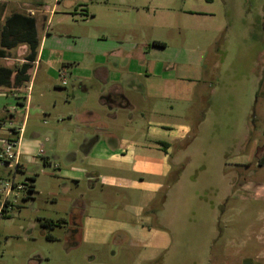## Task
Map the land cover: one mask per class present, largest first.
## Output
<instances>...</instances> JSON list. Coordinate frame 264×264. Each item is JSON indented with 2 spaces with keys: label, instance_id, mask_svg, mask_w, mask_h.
I'll return each instance as SVG.
<instances>
[{
  "label": "rangeland",
  "instance_id": "1",
  "mask_svg": "<svg viewBox=\"0 0 264 264\" xmlns=\"http://www.w3.org/2000/svg\"><path fill=\"white\" fill-rule=\"evenodd\" d=\"M46 1L52 7L54 0ZM64 1L53 25L75 51L98 53L108 45H126L131 38L146 50L153 42H164L167 48L157 52L173 56L185 38L181 36V19L185 22V18L180 16V0ZM218 1L226 5L214 10L216 16L208 22L224 24V41L218 49H212L210 57L220 54L224 60L218 71L220 96L215 100L221 110L214 113L216 125L204 128V143L202 140L197 149L188 151L185 171L175 169L179 153L172 156V176L179 175V185L167 197L164 211L176 232L172 230L174 246L172 242L161 264H242L247 258L264 264V167L258 164L264 155V88H258L260 79L264 81V65H260L264 62V20L260 14L263 0H253L250 12L245 9L247 0ZM83 57L65 54V59L76 61ZM208 70L213 72V64ZM50 75L42 68L35 83L32 77L33 91H23L22 95L31 96L29 108L27 104L25 109H17L14 99L0 95L15 116L13 126L20 127L23 114L25 134L19 162L37 175L34 198L24 199L25 193L12 196L10 206L2 212L0 264H135L137 251L127 252L128 241L105 233L103 222L112 216L116 220L132 219L133 207L140 200L126 205L123 197L112 199L101 181L92 191L87 181L72 178L76 175L74 166L83 167L89 162L82 151L83 135L77 133L74 120L67 116L68 108L76 104L67 94L76 86L75 78L68 72L65 87L58 75L56 79ZM97 103L95 96L88 106L97 108ZM216 104L209 102V109H217ZM249 104L253 108L247 121L250 137L247 144H241L243 137L238 139L247 112L243 106ZM36 106L42 108V113L30 115L29 110ZM217 132L223 138L218 144L213 139ZM254 147L257 151L252 154L256 157L250 159L248 169L239 168V157ZM41 150L44 154L37 158ZM29 159L32 164H28ZM0 174H4L5 184L13 181L15 171L3 167ZM25 180V174L16 176L22 184ZM83 195L89 208L85 217L79 218L72 212ZM5 200V193L0 192V208ZM46 220L56 226L52 230L43 227ZM74 225L83 227V238L76 239L81 243L78 248L67 237ZM127 227L131 225H124ZM47 234L56 240H47Z\"/></svg>",
  "mask_w": 264,
  "mask_h": 264
},
{
  "label": "crops",
  "instance_id": "2",
  "mask_svg": "<svg viewBox=\"0 0 264 264\" xmlns=\"http://www.w3.org/2000/svg\"><path fill=\"white\" fill-rule=\"evenodd\" d=\"M252 1H245L247 12L252 8ZM182 3L180 16L185 22L182 18L181 36L185 38L179 43V52L170 56L156 50L166 49L164 42H161L164 47L152 43L146 50L131 38L126 45H108L98 53L75 51L76 48L69 45L53 25L60 6L64 7V0H54L52 7L46 0H0V69L11 73L6 84L0 85V95L14 99L17 109H25L27 104L29 108L31 96L22 94L24 90L33 91L32 77L35 83L42 68L50 72L51 79L58 75L65 87L68 72L72 74L76 86L67 94L73 96L76 104L68 108L67 116L74 120L77 133L83 135L82 151L85 160L89 161L83 167L74 166L76 175L72 178L87 181V188L92 191L101 181L112 199L123 197L126 205L140 200L133 207L132 219L116 220L112 216L103 222L105 233L111 237L117 234L115 238L128 241L127 252L137 251L135 264L158 260L161 264L172 242L174 246L173 231L176 230L164 211L167 201L162 207L154 203L174 172L173 154L179 153L175 169L185 171L188 151L197 149L204 138V128L216 125L214 113L221 110L215 100L220 96L218 71L224 60L219 58L220 54L210 57L212 49H218L223 43L220 40L225 36L224 24L208 21L214 20V10L222 9L226 3L218 0H185ZM260 10L264 20V0ZM66 53L84 57L81 61L65 59ZM210 62L214 66L213 72L208 70L212 65ZM258 88H264L262 79ZM95 96L98 106L90 108L88 103ZM209 102L216 104L217 109L211 111ZM5 105L6 100L0 98V141L18 140L21 158L25 134L23 114L19 120L22 124L17 128L13 126L14 114ZM243 108L247 112L243 115V133L238 141L243 137L241 144H247L250 137L247 121L253 108L251 104ZM38 113H42L40 106L29 110L30 115ZM217 133L213 139L218 144L223 138ZM160 142L168 144L167 151L162 149ZM256 151L257 147H254L239 157L237 166L247 170L250 159L256 157L252 153L256 154ZM28 164H32L30 159ZM7 170L15 171L13 181L16 183H23L16 181L18 174H25L26 180L30 177L25 164L20 163L18 171ZM3 175L0 174V182L5 178ZM178 185L179 178L169 187L168 199ZM83 197L76 201L72 212L79 218H84L89 208ZM7 202L11 204L9 199ZM127 210L124 208L126 213ZM124 225L131 227L124 228ZM78 226L74 225L67 234L73 239L71 244L75 248L81 246L76 239L83 238V227L78 229Z\"/></svg>",
  "mask_w": 264,
  "mask_h": 264
},
{
  "label": "trees",
  "instance_id": "3",
  "mask_svg": "<svg viewBox=\"0 0 264 264\" xmlns=\"http://www.w3.org/2000/svg\"><path fill=\"white\" fill-rule=\"evenodd\" d=\"M180 1H185V0H180ZM207 1H211V0H207ZM223 39H224V37L221 38L220 43L223 42ZM153 45L157 46V47H164L165 46V44L161 43V42H153ZM10 75H11V73L8 70L0 69V85L6 84V79H9ZM159 145L162 147V149L164 151H167L168 144L160 142ZM258 164L260 165V167H264V155H263L262 159L260 161H258ZM18 169H19V166L16 168V171H18ZM28 173H29L30 177L27 178V180H26L28 182V184L26 185L27 192H26V194H24V199H26V200L30 199V198H34L33 196H34V194H36L35 183L37 180V175L35 173L34 174L30 173V172H28ZM178 178H179V175L177 174V176H172L168 180L166 187L162 190V192L159 195L160 198H159L158 205H157L158 207H162L165 204L166 199H167L168 189H169V187H171L172 185H174L178 181ZM8 206H10L9 203L7 201H5V203L3 205V212L6 210V208H8ZM42 225H43V227H46V228H49L50 230H52L56 226V223L49 221V220H46L42 223ZM45 238L49 241L56 240L54 238V236H52L51 234H47L45 236ZM159 263H160V261L158 260V261H156L154 263H150V264H159Z\"/></svg>",
  "mask_w": 264,
  "mask_h": 264
},
{
  "label": "built area",
  "instance_id": "4",
  "mask_svg": "<svg viewBox=\"0 0 264 264\" xmlns=\"http://www.w3.org/2000/svg\"><path fill=\"white\" fill-rule=\"evenodd\" d=\"M19 142L18 140H7L2 139L0 141V168H13L16 169L20 166L19 162ZM44 152L41 150L38 154V158L42 157ZM3 181L0 183V189L5 193L6 200L8 201L9 198L12 196L17 197L22 193L27 192L26 185L28 182L26 181L25 184L13 182H5L2 184ZM3 207L0 208V218L2 217Z\"/></svg>",
  "mask_w": 264,
  "mask_h": 264
},
{
  "label": "water",
  "instance_id": "5",
  "mask_svg": "<svg viewBox=\"0 0 264 264\" xmlns=\"http://www.w3.org/2000/svg\"><path fill=\"white\" fill-rule=\"evenodd\" d=\"M242 264H256L252 259L247 258L243 260Z\"/></svg>",
  "mask_w": 264,
  "mask_h": 264
},
{
  "label": "flooded vegetation",
  "instance_id": "6",
  "mask_svg": "<svg viewBox=\"0 0 264 264\" xmlns=\"http://www.w3.org/2000/svg\"><path fill=\"white\" fill-rule=\"evenodd\" d=\"M117 97H119V98H121L122 96L121 95H116ZM40 262H41V260H40Z\"/></svg>",
  "mask_w": 264,
  "mask_h": 264
}]
</instances>
